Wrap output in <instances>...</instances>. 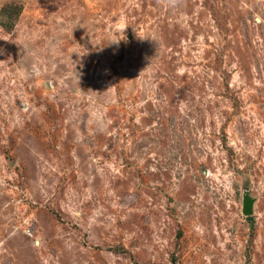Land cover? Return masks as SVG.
Listing matches in <instances>:
<instances>
[{
  "label": "rangeland",
  "instance_id": "obj_1",
  "mask_svg": "<svg viewBox=\"0 0 264 264\" xmlns=\"http://www.w3.org/2000/svg\"><path fill=\"white\" fill-rule=\"evenodd\" d=\"M0 264H264V0H0Z\"/></svg>",
  "mask_w": 264,
  "mask_h": 264
},
{
  "label": "water",
  "instance_id": "obj_2",
  "mask_svg": "<svg viewBox=\"0 0 264 264\" xmlns=\"http://www.w3.org/2000/svg\"><path fill=\"white\" fill-rule=\"evenodd\" d=\"M252 213V204L251 202H245L243 204V214L244 215H250Z\"/></svg>",
  "mask_w": 264,
  "mask_h": 264
},
{
  "label": "clouds",
  "instance_id": "obj_3",
  "mask_svg": "<svg viewBox=\"0 0 264 264\" xmlns=\"http://www.w3.org/2000/svg\"><path fill=\"white\" fill-rule=\"evenodd\" d=\"M116 42H118V41H116Z\"/></svg>",
  "mask_w": 264,
  "mask_h": 264
},
{
  "label": "trees",
  "instance_id": "obj_4",
  "mask_svg": "<svg viewBox=\"0 0 264 264\" xmlns=\"http://www.w3.org/2000/svg\"><path fill=\"white\" fill-rule=\"evenodd\" d=\"M8 7H10V6H8Z\"/></svg>",
  "mask_w": 264,
  "mask_h": 264
}]
</instances>
